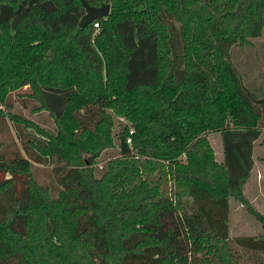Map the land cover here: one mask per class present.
Here are the masks:
<instances>
[{
	"label": "trees",
	"instance_id": "16d2710c",
	"mask_svg": "<svg viewBox=\"0 0 264 264\" xmlns=\"http://www.w3.org/2000/svg\"><path fill=\"white\" fill-rule=\"evenodd\" d=\"M87 1L110 11L80 28L81 0H0V102L28 85L56 128L8 116L21 147L0 149V264H245L229 201L264 228L243 193L264 92L230 50L261 35L264 0ZM115 116L128 122L116 139ZM53 160L56 194L32 174ZM233 245L264 264V235Z\"/></svg>",
	"mask_w": 264,
	"mask_h": 264
},
{
	"label": "rangeland",
	"instance_id": "374dc122",
	"mask_svg": "<svg viewBox=\"0 0 264 264\" xmlns=\"http://www.w3.org/2000/svg\"><path fill=\"white\" fill-rule=\"evenodd\" d=\"M105 4V3H103ZM101 6V5H100ZM110 11V10H109ZM98 28V26H94ZM249 44L240 46L234 45L230 50V58L235 66L236 70L242 76L243 84L252 90L255 95H261L264 92V29L259 37H254L249 40ZM30 89L28 85H25L17 90L10 91L7 96L6 103L0 102V109L5 117L0 116V149L4 148L8 152L20 148V140L16 136L14 123L8 118L9 114L19 115L21 118L33 122L40 128L54 133L56 131L54 122L50 115L45 110H36L37 103L30 99L28 96ZM114 126L112 129V137L116 139V133L124 125L128 124L127 120L122 116H115ZM24 132H27L28 136H39L33 129L26 128L20 125ZM264 135V128L262 129V135L255 141L253 145V156L256 160V167H262L264 170V143L261 142ZM208 141L210 142L215 158L222 160V144L221 136L218 132H211L208 134ZM131 144V143H128ZM118 156V149L111 148L101 153L96 159L94 166L97 168L96 176L99 177L101 172L104 171L107 162ZM262 161V162H261ZM56 164L53 160L52 164L41 165L33 163L32 174L36 181L41 185H46L49 188H54V178L52 172V166ZM256 177V173H253L249 180L246 181L243 193L245 197H256L255 203L260 209V212L264 214V203L262 195H260L254 186L253 177ZM262 187L264 195V177H262ZM53 190V189H52ZM57 191L53 190V194ZM168 196L169 191L167 192ZM238 202L231 199L230 203V215H229V240L231 242V251L240 255V262L245 264H253V259L249 254L240 248H236L233 245V240L239 236H259L264 235V228L261 224L247 211L246 207H238ZM254 207V205H252ZM256 209V207H254Z\"/></svg>",
	"mask_w": 264,
	"mask_h": 264
},
{
	"label": "water",
	"instance_id": "95a60500",
	"mask_svg": "<svg viewBox=\"0 0 264 264\" xmlns=\"http://www.w3.org/2000/svg\"><path fill=\"white\" fill-rule=\"evenodd\" d=\"M81 2L85 12L78 22L80 28L85 27L96 19L106 18L109 14V3L102 4L101 6H93L87 0H81Z\"/></svg>",
	"mask_w": 264,
	"mask_h": 264
},
{
	"label": "crops",
	"instance_id": "0c3cea01",
	"mask_svg": "<svg viewBox=\"0 0 264 264\" xmlns=\"http://www.w3.org/2000/svg\"><path fill=\"white\" fill-rule=\"evenodd\" d=\"M252 154H253V151H252ZM253 160H254V166H253V169L251 171L250 177H251V175L253 173H256V177L255 176L253 177V183H254V186L256 187L258 193L260 195H262L263 200L261 202L264 203V195H263V191H262L263 190V187H262V182H263L262 177H264V170L262 169V167H258L257 169H254L256 167V164H257L256 163V160L254 159V156H253ZM218 161H221V160H218ZM247 199L250 201V203L252 205H254V207H256V210H258L260 212V209L257 207L258 205L255 203V201H257L256 200L257 198L256 197H252V198L247 197ZM229 203H231V200L229 201ZM238 205H239L238 207H240V208L243 207L240 203H238ZM229 209H230V207H229ZM229 215H230V212H229Z\"/></svg>",
	"mask_w": 264,
	"mask_h": 264
},
{
	"label": "built area",
	"instance_id": "2783aa9c",
	"mask_svg": "<svg viewBox=\"0 0 264 264\" xmlns=\"http://www.w3.org/2000/svg\"><path fill=\"white\" fill-rule=\"evenodd\" d=\"M94 26H98V24H97V23H94ZM132 132H133V130H130V134H131ZM126 141H127V143H130V138H127Z\"/></svg>",
	"mask_w": 264,
	"mask_h": 264
}]
</instances>
